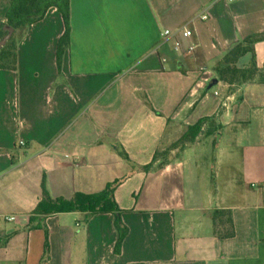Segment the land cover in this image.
<instances>
[{"label":"crops","instance_id":"crops-1","mask_svg":"<svg viewBox=\"0 0 264 264\" xmlns=\"http://www.w3.org/2000/svg\"><path fill=\"white\" fill-rule=\"evenodd\" d=\"M69 12L59 69L55 7L18 39L16 70L0 68V264H264V83L214 70L264 31V0H69ZM252 59L264 67V39L236 66ZM200 120L226 166L220 188L198 138L163 152ZM110 184L128 228L119 254L112 212L36 209ZM216 209L231 237L214 235Z\"/></svg>","mask_w":264,"mask_h":264},{"label":"trees","instance_id":"trees-1","mask_svg":"<svg viewBox=\"0 0 264 264\" xmlns=\"http://www.w3.org/2000/svg\"><path fill=\"white\" fill-rule=\"evenodd\" d=\"M0 18L4 21L0 25V39L7 33V29L3 26L12 27L11 36L6 42L0 46V68L15 71L17 68V52L16 44L22 36L26 28L37 20L41 19L49 7H55L61 14L64 22V30L59 36L56 45V63L58 69L61 65L62 55L69 45L70 25H69V0H0ZM19 31V34H17ZM17 34V35H16ZM17 36V37H16ZM264 39V31L262 33L253 34L243 41L234 45L228 50L224 56L215 64L214 70L219 79L227 82L232 87L238 86L248 80L257 78L264 83V67L258 69L255 61L252 59L250 63L242 68L236 66L238 58L252 51L254 42ZM203 120L196 124L188 126L186 131L172 144L183 145L194 140L195 136L201 129ZM163 152L156 151L149 164L143 166L149 169L157 158ZM162 163L156 164L159 167ZM112 184L103 191L91 194H77L73 200H59L56 203L47 205L44 201H40L36 209L45 213L52 212H68L72 210H86L89 213L97 211H110L114 214V226L117 232V238L114 244V252L120 253L122 241L127 234L128 228L122 222L119 209L116 203L111 199ZM47 205V206H46ZM214 235L221 238L231 237L234 234L233 223L230 211L227 209H216L212 214ZM45 247L47 244L45 243ZM47 248H45V251ZM45 257V255H44ZM44 257L41 258L40 263Z\"/></svg>","mask_w":264,"mask_h":264},{"label":"rangeland","instance_id":"rangeland-1","mask_svg":"<svg viewBox=\"0 0 264 264\" xmlns=\"http://www.w3.org/2000/svg\"><path fill=\"white\" fill-rule=\"evenodd\" d=\"M0 4H1V1H0ZM3 22L4 21L0 19V25ZM5 27L6 26H3L4 29H6ZM17 34H19V31H17ZM196 138H198L199 144L202 147V150H201L202 155L200 156L204 159L205 165L209 167V175L212 178L213 184L216 185L217 188L218 187L220 188L221 187L220 183L222 179L218 177V172L220 171V169H226V166H221L220 164L216 163L217 157L213 153V148L215 147L216 137L214 136V134L209 136L207 128H203V129L201 128L198 134L195 136L194 140H196ZM175 142L176 141H174L173 143ZM172 144L166 145V149L163 151L165 152V158L167 159L174 157V155L177 154L180 150H182L183 147L185 146V144L180 145L179 143L175 147H172Z\"/></svg>","mask_w":264,"mask_h":264},{"label":"built area","instance_id":"built-area-1","mask_svg":"<svg viewBox=\"0 0 264 264\" xmlns=\"http://www.w3.org/2000/svg\"><path fill=\"white\" fill-rule=\"evenodd\" d=\"M229 1H231V0H229ZM197 17L199 19H207L208 18V14H207V12H202ZM178 31L180 32V34L182 36H185V37L186 36H190L192 34V30L188 26H186V25L180 26L179 29H178ZM169 34H170V31L168 29H165L164 32H163V35H169ZM18 145L20 147H23L25 145L24 140H19L18 141ZM4 218L6 220L10 221V220H13L14 219V216H12V215H10V216H4Z\"/></svg>","mask_w":264,"mask_h":264},{"label":"water","instance_id":"water-1","mask_svg":"<svg viewBox=\"0 0 264 264\" xmlns=\"http://www.w3.org/2000/svg\"><path fill=\"white\" fill-rule=\"evenodd\" d=\"M7 29V33L0 39V46L3 45L6 40L11 36L13 28L12 27H5Z\"/></svg>","mask_w":264,"mask_h":264}]
</instances>
